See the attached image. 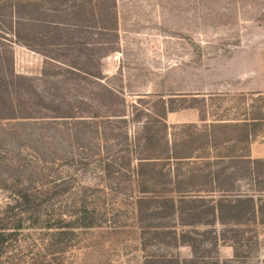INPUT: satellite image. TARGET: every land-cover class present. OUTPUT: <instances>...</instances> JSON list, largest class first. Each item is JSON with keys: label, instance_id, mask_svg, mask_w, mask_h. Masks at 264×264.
I'll return each instance as SVG.
<instances>
[{"label": "rangeland", "instance_id": "374dc122", "mask_svg": "<svg viewBox=\"0 0 264 264\" xmlns=\"http://www.w3.org/2000/svg\"><path fill=\"white\" fill-rule=\"evenodd\" d=\"M13 13V4L0 2V212L24 185L47 202L49 216L63 219L86 198L101 226L80 232L73 246L53 256L42 242L44 231H25L0 264L193 259L189 246H174L172 226L157 228L153 208L162 195L144 198L134 174L105 183L99 165L130 157L135 169L146 115L142 123L134 117L152 107L160 111L154 105L161 98L204 97L207 121L240 119L247 110L264 118V0H94L81 13L52 14L70 26L62 30L46 24V9L27 3L20 11L21 43L7 37ZM194 123L203 125L195 109L167 117L180 141L188 132L181 126ZM260 125L258 134L264 133ZM248 190L244 184L241 191ZM140 198L147 199L144 217ZM260 220L238 228L217 225V233L198 237V263L264 264ZM193 230L207 229H186Z\"/></svg>", "mask_w": 264, "mask_h": 264}, {"label": "trees", "instance_id": "16d2710c", "mask_svg": "<svg viewBox=\"0 0 264 264\" xmlns=\"http://www.w3.org/2000/svg\"><path fill=\"white\" fill-rule=\"evenodd\" d=\"M5 0H0L3 2ZM14 5L13 20L10 25L11 43H21L20 27L24 19L20 11L27 3L39 11L49 12L47 25L55 30L70 27L53 20L52 14L70 12L79 8L82 12L84 4L94 0H8ZM104 1V0H98ZM19 14V16H18ZM77 14V13H76ZM35 24H43V20L34 19ZM114 23L115 19H114ZM52 32H50L51 34ZM39 38V33H36ZM25 81L24 77H17ZM189 106H185L187 103ZM176 104H179L178 107ZM161 106L160 111L147 110L135 115L134 120L142 123V115L146 121L142 125V141L136 147V166L132 170L129 157L121 164L117 158L111 157L101 162L103 182L110 183L127 174H134L139 193L143 197L150 194H161L159 202L154 206L155 220L158 229L173 227L169 231L176 248L189 246L193 259H179L161 256L158 264H199L200 249L198 237H208L215 232V227L235 228L254 223L260 219L264 224V160L251 158L250 146L257 129L264 120L255 115L239 122L226 123L224 119H216L210 124L205 112L208 102L204 97L163 98L154 107ZM195 109L199 111L202 126L196 124L181 126L188 129L185 139L179 140L181 134H171L167 117L180 110ZM15 114V111H13ZM14 116V115H13ZM71 118V117H70ZM15 119V118H13ZM176 128V127H175ZM198 134V135H195ZM173 139L169 140V137ZM204 152V154L199 153ZM213 157H211V154ZM199 153V154H198ZM127 160V161H126ZM87 173H84L86 175ZM117 177V178H115ZM249 190L242 192L243 185ZM86 188V186H85ZM137 201L139 215L144 217L142 205L147 199ZM158 198V197H157ZM81 202L68 219L48 215V204L24 185H17L12 194V201L0 212V262L7 257L25 231H44L42 242L50 255L67 251L79 239L80 232L100 227V216L95 207ZM153 211H151L152 213ZM168 222V223H167ZM205 227L204 232L186 231L188 228ZM171 227V228H172ZM178 229L181 232H178ZM209 240V238L207 239ZM164 242V241H161ZM217 245V239H216ZM235 257H239L238 243H235ZM227 264V262H225Z\"/></svg>", "mask_w": 264, "mask_h": 264}, {"label": "crops", "instance_id": "0c3cea01", "mask_svg": "<svg viewBox=\"0 0 264 264\" xmlns=\"http://www.w3.org/2000/svg\"><path fill=\"white\" fill-rule=\"evenodd\" d=\"M262 93H258L256 94L257 96L261 95ZM173 114V113H172ZM170 115V114H169ZM251 116H253L251 113H249V111L247 110V113L240 117V119H236V118H229V119H224V120H227V121H224L226 123H229V122H236V121H243L244 119H249L251 118ZM199 123H204L200 120V114H199ZM206 124H210L212 123V121H207L205 122ZM262 123H264V120L262 121ZM196 124V123H194ZM260 136H264V133L262 134H258V131L256 132L255 134V137H254V140H252V143H251V146H250V152H251V158L252 159H257V160H264V139L262 141H257L256 139H259Z\"/></svg>", "mask_w": 264, "mask_h": 264}]
</instances>
